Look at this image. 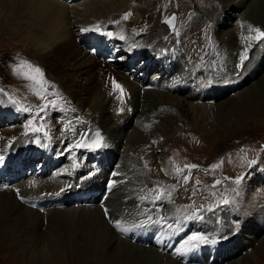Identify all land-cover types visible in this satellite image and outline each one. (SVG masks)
Returning <instances> with one entry per match:
<instances>
[{"label": "bare ground", "instance_id": "bare-ground-1", "mask_svg": "<svg viewBox=\"0 0 264 264\" xmlns=\"http://www.w3.org/2000/svg\"><path fill=\"white\" fill-rule=\"evenodd\" d=\"M63 1L65 0H0V28L3 31L7 29L5 31L13 35L16 34V36L26 33L22 41L24 39L25 43L40 47L42 54L40 69L42 72L47 69L48 73L45 74L50 81L49 85L52 86L56 83V87L60 86L58 89L61 92H65L70 99L74 98L77 106H80L81 109L83 107L93 114L98 113L99 126L104 128L108 136L112 138V144L116 145V148L106 151L108 167L102 165L104 158L101 153L99 157L93 156V160L98 163L97 168L93 171L85 168L76 170L75 165L70 163L65 165L63 159L55 161L52 158L55 154L54 150L34 149L31 145L33 143L30 144L23 133L26 130L24 124L12 126L13 128H9V131L4 134L1 132L0 169H7L15 165L19 172L16 175L10 173L6 177L3 170L1 172L0 242L2 244L8 242V244L18 247L23 245L27 250H30L32 247L35 249L43 241H48V244H53L56 241L58 254L61 255L68 250L67 253H71L73 257H82V259L90 255L89 258H95L104 249L105 253L108 252L114 256L116 262L123 261L124 264H146L147 262L152 264L153 258L160 264H190V262L209 264L210 261L212 264H227L226 259L235 253L232 244L236 240L233 235L230 237L226 235L227 231L222 225L214 224L210 220L201 224V232L207 236V241L204 239L203 241L195 240L189 241L187 244L184 242L188 239H185L187 237L183 238L185 234L181 236V230L178 234L170 232V230L176 231L175 225L171 222L152 227L153 220L148 219L142 227H130L132 224H140L144 221L139 217L144 216L143 213L147 211L144 207L146 200L141 199L144 197L146 181L139 168L130 173L126 171L121 175L118 166L121 165L120 162L124 155L116 159L118 162L115 161V158L119 153V148H123V153L129 151L128 148H131V145L134 146L137 138L141 139L144 136L143 123L145 121H150L151 125L154 122V125L158 124L159 127L167 128L171 125V121L175 120L176 113L179 111L192 119L193 123L199 122L201 119L204 120V118L207 121L212 119L213 109L208 105L211 104L209 100L220 99L227 93H232L230 97H234L235 94L240 93L239 90L243 83L251 81L252 77L260 71L264 64V40L260 45L262 49L258 47L254 59L249 61V63L255 64L253 70L241 69L244 70V74L240 71L237 77L233 79L229 77L225 81L227 82L225 87L216 86L206 92H200L197 91L198 84H196L195 78L190 80L189 77H186L187 74L183 71V65H180L179 57L174 53L162 51L163 48H160V39L162 40L165 32L167 33L165 23H163L165 26L161 25L156 29L154 27L155 30L148 31L147 34L143 33L145 31L140 32L135 29L142 24L141 15L144 16L146 12H150L151 16V9L157 4L156 0H140L142 6L139 9H136V0H85L79 3L77 0L76 2L69 0L75 2L74 7H69ZM219 1L223 4L222 9L215 8L207 13L200 10L199 12H204L202 15H206L205 17H208L207 19L212 22L210 28L214 37L220 39L219 42L223 40L224 44H227L225 46L230 45V47L233 46L232 48L236 47L237 50L241 49L239 53L232 52L233 57L230 63L234 65L237 63L238 57L246 53V56L248 55V50L243 54V49L245 47L249 49L252 44L240 43V37L243 38L246 35L244 29L236 31L230 27H235L234 19L237 21L244 17H247L245 23L250 21L253 27L264 24V0ZM119 10L122 13L130 12V19H121L120 14L117 15ZM252 10L256 15L249 14ZM77 24H80L81 32L75 33L71 31V26ZM82 29H88V31H82ZM139 32L142 35H137ZM208 32L209 29H207ZM214 37L213 42H218ZM76 39L82 48L89 45L94 46V49L89 50V53L80 49L81 46L78 48ZM255 45L257 46V44ZM101 46L105 47L110 55L102 57L103 55L99 54L96 57L97 49ZM75 50L76 52H74ZM119 53L126 55L123 64H117ZM141 58L143 61L137 66ZM75 65L78 66L75 68ZM96 66L99 67L98 71L95 70ZM231 71L233 72V70ZM44 72L43 76L45 77ZM253 72L254 75H251ZM106 78L110 80L109 86H105L103 82ZM259 79L257 81H261L262 78ZM197 82L201 84L199 81ZM114 84L121 87L116 88ZM121 88L123 92H121ZM243 97H245L244 93L240 94L238 98L246 101ZM230 99L227 104L233 100ZM0 103V106L6 104L3 100ZM7 106L8 113L12 115L13 107L8 103ZM128 110L132 112L130 115ZM136 113H138V119L134 118ZM3 116L4 113L0 114V123H2ZM9 117L7 116L5 119L11 122L12 119ZM23 118H25V114L22 113L20 120L23 121ZM133 121L137 126L135 131V127L132 130V132H136L134 136L132 132L127 134V131L122 129L127 123ZM105 131H101L102 136ZM105 140L107 141V138ZM20 156L22 161L18 160ZM46 165L52 167L46 170ZM64 167L66 169H63ZM30 168L33 170L31 171ZM38 169L39 171H37ZM110 170L114 171L112 175L109 174ZM62 171L63 173H61ZM82 171L89 174L83 176ZM121 171L124 172L125 169ZM47 172L56 173V175L54 174L55 180L49 179ZM164 172H167V168L164 169ZM20 174H23L20 180L27 179L21 180V183H18V180L15 182L16 176ZM81 175L83 177H79ZM255 178H252L251 181L264 183V176L260 180ZM65 179L66 185L62 190ZM47 180L50 184L44 182L43 186L37 187L39 182ZM70 181L69 187L67 184ZM61 192L66 194V198L63 199L64 203H77L75 207L72 206L75 209H65L68 207L67 205L63 208L51 207L55 210L48 215V219H45L44 231L40 230V226L44 225L43 217L36 218L32 214L41 213L46 216L47 211L52 209L45 213H39L38 207L33 209L32 205L38 206L40 200H48L49 198L42 199V196H46V194H51V198L54 199L58 198ZM258 192L260 193L259 190ZM101 204L107 209V217H110L111 222L122 220L123 226L130 228L129 231L120 233L123 239L116 234L114 230L116 227L111 228L103 217ZM260 206V209L264 210V205ZM254 215L250 218L254 219L255 224L244 218L243 224L237 230V235L241 230L254 233L255 236L246 233L243 235L247 238L248 243L257 238L260 230L264 229V214L254 213ZM154 216L159 219L162 217L161 215ZM148 228H151L153 232L159 228V237L153 245H150L153 241L151 235L145 240H140L141 237L137 236V232H144ZM250 228L253 230L251 231ZM221 237L225 241H227V237L233 238L224 249L222 246L213 249L218 241L223 240ZM132 238H134V242ZM24 239L30 240V243H26ZM192 242L195 243L197 255L194 259L193 257L191 259L189 253ZM245 242L247 241L245 240ZM174 243L178 244L174 245ZM172 247L174 248L172 249ZM177 249H181V251L178 252ZM166 250L167 252H164ZM41 252L45 257L47 251ZM168 253H170V257L167 256ZM143 254L152 260L144 258ZM188 256V261L183 262L182 260Z\"/></svg>", "mask_w": 264, "mask_h": 264}, {"label": "rangeland", "instance_id": "rangeland-1", "mask_svg": "<svg viewBox=\"0 0 264 264\" xmlns=\"http://www.w3.org/2000/svg\"><path fill=\"white\" fill-rule=\"evenodd\" d=\"M74 1L76 2V0ZM74 1L65 0L63 2L67 3L69 7H74ZM82 1L85 0H77V3ZM156 2L155 7L151 9V16L150 12H146L144 16L141 15L142 24L138 25L135 29L140 32L145 31L143 33L147 34L148 31L155 30L158 26L163 25V18L171 9L176 12L177 22L175 29L168 31L166 28L167 33L165 32V36H163L162 40L160 39L159 45L160 48H163L162 51H172L179 57L180 65H183V71L187 74L186 77H189L190 80L195 78L196 84H198L197 91L206 92L209 89L216 88V86L225 87L227 85L225 81L229 77L231 79L237 77L240 71H242L241 69L246 71L254 69L255 64L249 63V61L254 59L256 49L258 47L261 48L260 45L264 38H261L262 40L251 38L256 33L249 29V25H251L250 21L245 23V18L247 17L240 18L237 21L234 19L233 23L236 25L235 27H230L236 31L244 29L246 35L243 38L240 37V43L252 44L249 49L246 47L243 49V54L246 50L249 53L247 59L243 61V66L238 67L241 64V56L238 57V61L234 65L230 62H232L233 53L235 51L239 53L241 49L237 50L236 47L232 48L233 46L230 47V45L225 46L227 44H224L223 40L219 42L220 39L214 37L210 28L212 22L207 19L208 17H205L206 15H202V13H207L209 10L215 8L222 9L223 4L221 1L156 0ZM135 3L136 9L142 6L140 0H136ZM199 10L204 12H199ZM118 14L124 20L122 17L125 13L119 10ZM249 14H254L253 10ZM127 19L130 18L128 17ZM20 26L18 27L19 29ZM255 27L264 30V24L256 25ZM71 28V31L75 33L81 32L80 24L71 26ZM207 29H209L208 33ZM5 30L3 31L0 28V89H3V91H0V101L3 100L6 103L5 106H0V114L4 113L1 120L2 123H0V134L1 132L3 134L8 132L9 128H13L12 126L24 124L26 130L23 133L28 138L30 144L33 143L31 145L34 149L47 148L50 151L54 150L53 153L59 155V161L63 159L65 165L70 163L71 165H75V169L77 170L85 168L93 171L95 169L93 166L96 162V160H93V156L97 155L99 157L103 153L104 160L102 165H107L108 167L106 151L114 150L116 145L112 144V138L108 136L105 129L99 126L98 122L100 118L97 116L98 113L93 114L83 107L81 109L80 106H77L78 104L74 98L70 99L65 92H61L58 89L60 86L56 87V83L52 86L49 85L50 81L45 74L48 73L46 68L47 72L43 70L45 77L41 78L39 75L32 73V75H36V80H30L17 72L15 73L13 66L19 64L21 60L28 61L33 66L40 68L42 60L41 49L37 45L31 46L27 42L25 43L24 39L22 41L26 33L16 36V34L13 35ZM140 32L137 35H142ZM213 37L220 44L213 42ZM77 39L76 43L78 42ZM240 43L238 42V44ZM77 44V47L80 48L81 44ZM80 49L89 52V50L94 49V46H86L85 48L81 46ZM251 50L254 51L251 52ZM99 54L110 55V52L106 51L103 47H99L97 55ZM117 57L118 62L120 61L117 64H123L126 59L125 53H119ZM110 58L112 59V57ZM140 60L143 61V58ZM77 66L75 65V68ZM98 69L99 67L96 66L95 70L98 71ZM22 71H28L27 67L25 66ZM251 75H254V72ZM107 78L106 80L102 79L105 86L110 85V80H107ZM259 78H262L261 81H257ZM41 79L44 83L40 82ZM255 81L258 83L256 82L255 84ZM234 82L238 83L237 81ZM239 92L234 97H230L232 93H227L222 95L220 99L209 100L211 104H207L213 109V113H211L212 119L209 121L204 118V120L201 119V121L193 123V120L186 117L181 111L176 113L175 120L171 121V125L167 128L159 127L158 124L154 125V122L151 125L150 121L144 120V136L140 137L141 139H135L134 146L131 145V148H128L129 151H125L126 153L122 152V147L119 148L115 161L118 162L116 159L124 155L121 159L122 162H120L121 165L118 166L121 175L126 171L130 173L136 168L141 169L143 173V178L146 181L143 192L144 197H146L144 199V201L146 200L144 207L147 211L143 213L144 216L139 218L151 217V220L155 221L153 227L166 222H171L174 225L179 224L176 230L180 228L181 236L185 234L183 238L187 237L185 238L186 240L193 233H198L200 236L206 237L204 238L205 241H207V236H204L200 231L201 224L210 220L214 224L222 225L224 230L226 229L227 231L226 235L228 237L233 235L234 240H236V243L232 244L233 247L231 246L235 249V253L226 259L227 264H264V229H261L257 234V238L249 243L243 235L246 233L255 236L253 232L248 233V230H241L237 235V230L243 224L242 220L244 218L249 219L250 223L253 222L255 224L254 219L250 217L254 213L258 215L264 214V210L260 209V205H264V183L261 184L258 181V184L251 181L256 176L255 179L258 180L264 176V64L257 75L252 77L251 81L243 83ZM243 93L245 94L243 99H246V101L238 98ZM230 98L233 100L227 104ZM7 103L13 107V110H11V112L13 111L12 115L8 113ZM78 107L80 108L78 109ZM22 113L25 114L23 121L20 120V114ZM131 113V110H128V114L130 115ZM7 116H10L11 122L5 119ZM137 116L138 113L135 114L134 118L138 119ZM170 126L171 129H169ZM90 127H98L97 129L101 133L100 138H103L100 140V147L78 146L80 144H87L85 131ZM133 127H135V131L137 129L135 121L127 123L122 129L129 134V132H132ZM103 130L105 134L102 136L101 131ZM134 131L132 132L133 136L136 134ZM106 138L107 141L105 140ZM253 160L255 163L250 164ZM185 164H196L198 167L191 170L184 169L183 172L177 174L175 169L177 167L183 168ZM213 164L218 165V167L212 168ZM51 167L50 165H46L45 169L47 170ZM31 168L30 170L32 171L33 169ZM165 168H167V172H164ZM63 169H66V167ZM120 169H125V171L122 172ZM111 172L114 171L110 170ZM54 174L56 175V173L47 172L49 179L55 180ZM88 174V172L82 173L83 176H87ZM82 175L79 177H83ZM187 175H191V179L185 182L183 177ZM238 176L242 177L239 185L235 183V179ZM26 179L21 180L24 181ZM19 180L18 183H21V180L20 182ZM217 180L220 181L219 184L216 183ZM44 182L49 183L48 180L39 182L37 187L39 185L43 186ZM63 184L62 190L66 185V179ZM70 184L71 181L67 185L70 187ZM154 189L164 190V195L161 199H154L156 194L153 191ZM233 189L236 191L233 192ZM169 192H171L170 197L168 196ZM225 197L230 201L228 204L222 203V199ZM65 205L68 206L65 209H75L72 208V206L75 207L74 203L64 204L59 207L63 208ZM209 207L213 211H206ZM150 208L151 210H149ZM197 209L200 211L197 212ZM54 210L55 208L53 209L51 206L45 205L40 209L39 213L47 211L46 216H43L41 213L32 214L36 218L43 217L44 225L40 226V230L44 231L46 225L45 219H48V215ZM194 213L203 218H185L186 216H193ZM154 215H161L163 219L156 218ZM103 217L108 221L109 226L113 228L114 224L110 221V217L108 218L104 215ZM181 226L183 227L181 228ZM114 230L122 238L121 231L118 228ZM250 230L252 231L253 229L250 228ZM228 237L227 241L223 237H221L222 241H218L220 248L222 246V249H224L233 238ZM24 241L28 244L30 243V240L24 239ZM193 244L195 243L192 242ZM56 247H58L56 241L53 244L43 241L35 249L32 247L30 251L23 245L18 247L10 243L8 244V242L5 244L0 242V264L125 263L123 261L116 262L114 256L108 252L105 253L104 249L95 258H89L90 255L82 259V257L76 258L71 253H67V248V251H64L60 255ZM192 250H194V247L189 250L191 259L192 257L194 259L197 255ZM41 251H47L45 257ZM53 251L55 252L53 253ZM143 256L150 259L149 256H145L144 254ZM167 256L170 257V253ZM188 259L189 256L182 261L186 263ZM152 261H154L152 264H160L155 258ZM209 264H212V262L210 261Z\"/></svg>", "mask_w": 264, "mask_h": 264}, {"label": "snow or ice", "instance_id": "snow-or-ice-1", "mask_svg": "<svg viewBox=\"0 0 264 264\" xmlns=\"http://www.w3.org/2000/svg\"><path fill=\"white\" fill-rule=\"evenodd\" d=\"M130 15H131L130 12L129 13H125L124 16H123V18L124 19H127ZM174 20H175V15H173L170 18H168L166 20V23L172 25L173 28H174L175 27ZM116 23H119V21H116ZM249 29L250 30H253L256 33V35L254 37H251L252 39L260 40L261 38H264V30H261L259 27H255L254 28L252 25H249ZM97 30H99V29L97 28ZM82 31H88V29H82ZM245 59H247L246 54H244V55L241 56V64L238 65V67H242L243 66V61ZM25 66L27 67L28 71H22V69H24ZM13 71L14 72H17L20 75L25 76V78L30 79V80H36V75H32V73H35V74L39 75L41 78L43 77V72H42V70L39 67H35L30 62L24 61V60H21L19 64L14 65L13 66ZM40 82L41 83H44V81L42 79H41ZM114 86L116 88H120L121 87L118 84H114ZM0 91H3V89H0ZM121 92H123V89L122 88H121ZM45 107H47V105H45ZM96 135L97 136L100 135L98 131H97ZM100 139L102 140L103 138L101 137ZM78 146L88 147L89 145H87V144H80ZM94 146L95 147H100V143L97 142V143H95ZM254 163H255L254 160L250 162V164H254ZM197 167H198V165H196V164H185L183 166V168L177 167L175 169V171H176L177 174H179V173L183 172L184 169L191 170V169H194V168H197ZM211 167L212 168H216V167H218V165L213 164ZM183 179H184L185 182H188L191 179V175L184 176ZM241 179H242V177H240V176L236 177L235 183L237 185H239L241 183ZM197 183H199V181H197ZM216 183L219 184L220 181L217 180ZM153 191H155V193H156L155 196H154V199H157V200L158 199H161L163 197V195H164V190L163 189H159V190H155L154 189ZM235 191L236 190L233 189V192H235ZM168 196L169 197L171 196V192L168 193ZM141 199H146V197H141ZM229 202L230 201L228 200L227 197H225V198L222 199V203H224V204H228ZM199 211L200 210L197 209V212H199ZM206 211H210L211 212V211H213V209L211 207H209L208 209H206ZM105 213L107 214V209H105ZM185 218L186 219H193V218L202 219L203 217L202 216H198V215H196V213H194L193 216H186ZM161 219H163V218H161ZM149 220H151V217H149ZM153 222L155 223V221H153ZM112 223L121 232H127V231L130 230L129 227H124L123 226V221L122 220H113ZM144 223L145 222L142 221L140 224H132V225H130V227H132V228H134V227H142V226H144ZM169 227H171V225H169ZM203 239H204V237L200 236L198 233H193L191 236L188 237V240L185 241L184 243L187 244L189 241H195V240H201V241H203ZM192 247H195V244H193ZM177 251L180 252L181 249H177Z\"/></svg>", "mask_w": 264, "mask_h": 264}, {"label": "water", "instance_id": "water-1", "mask_svg": "<svg viewBox=\"0 0 264 264\" xmlns=\"http://www.w3.org/2000/svg\"><path fill=\"white\" fill-rule=\"evenodd\" d=\"M173 15H175V20H176V13L174 11H170L166 16H165V22L168 18L172 17ZM175 20H174V25H175ZM170 29L173 28L172 25L166 23ZM97 133V129L96 128H92L87 136V139H88V142L91 144V145H95V143L99 142V137L96 135Z\"/></svg>", "mask_w": 264, "mask_h": 264}]
</instances>
